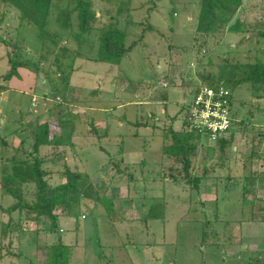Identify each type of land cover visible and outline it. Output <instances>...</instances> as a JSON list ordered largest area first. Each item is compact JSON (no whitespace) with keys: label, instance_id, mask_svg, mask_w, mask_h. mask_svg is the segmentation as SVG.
I'll return each mask as SVG.
<instances>
[{"label":"rangeland","instance_id":"374dc122","mask_svg":"<svg viewBox=\"0 0 264 264\" xmlns=\"http://www.w3.org/2000/svg\"><path fill=\"white\" fill-rule=\"evenodd\" d=\"M56 1L63 8L68 3L67 0ZM124 1L128 0H95L102 21L108 22L118 9L116 3ZM3 9L6 11L3 36L12 40L13 34L14 38L26 40L27 62L42 76L37 84L47 89L43 77L46 78L48 72L52 77L58 75L54 53H45L47 57L43 59L41 52L47 49L41 48L36 26L19 25V12L5 8L0 0V15ZM199 10L200 0H131V9L124 10L118 18L128 32L127 44L138 40L148 23L156 30H147L141 41L133 43L130 54L120 64L94 61L90 57L96 55L98 45L81 46L84 56L76 59L75 70L76 67L78 70L72 82L87 88L80 102L91 100L92 105L98 107L90 115L99 122H109L110 134L99 138L79 134L75 140L79 155H74L73 151L64 161H44L42 167L51 170L46 175L51 184L59 183L50 176L53 170L59 172L60 182L65 181L62 176L65 164L93 175L100 195L115 198L113 214L106 212L103 203L96 206L93 199L78 198L72 213L62 211V207L55 209L60 216L59 227L47 216L39 223H24L25 210L12 215L7 213L6 208L13 198L0 194V264H49L52 246L59 239L69 246V264H248L259 257L258 249L264 251V223L257 222L248 230L244 229L242 233L247 236L242 238L241 245H236L241 232L238 223L250 216V209L243 211L242 207L249 208L250 200L255 205L264 204L259 198L264 194V178H256L255 191L243 195L244 177L250 172L264 173V84L256 86L248 81L230 88L232 114L234 112L240 122L233 128L237 130L234 142L226 153L221 152L217 139L195 137L193 142L197 148L190 177L202 178L198 188L193 180H162L165 178L162 173L170 174L169 178L171 174L179 175L185 180L183 173L178 174L179 165L171 172L168 163L160 164L161 169L158 165L163 157L164 128L171 118L176 117V129L192 128L183 124L181 105L190 98L184 91L203 82L207 74L214 79L228 81L230 78L228 83L233 85V80L243 75L244 64L264 61V0H243L233 18V22L240 19L241 30L228 32L226 27L209 37V46L200 53L196 36ZM58 12L59 9H55L50 16V26L59 34L58 47L77 46L70 31H63L56 23ZM73 24L72 32L77 29L76 22ZM8 25L13 27H10L12 34L7 32ZM98 35L99 28H95L88 37L97 40ZM5 47L7 52L9 47ZM237 63H241L243 69L235 70ZM166 73L169 80L165 78ZM26 82L19 87L24 89L22 85ZM71 89L67 99L73 97L75 89ZM77 90L74 97L78 100ZM97 90L98 96L93 95ZM165 92L167 99L159 98ZM48 94L50 103L52 98L61 102L51 91ZM8 96L7 105L11 109L17 101L25 112L32 100V95L23 90H13ZM69 101H64L63 108L69 107ZM70 109L85 116L83 107L71 105ZM11 114L15 117L18 111L15 109ZM56 126L57 123L55 130ZM15 127L16 123L8 125L7 131ZM98 132L102 134L101 126ZM23 147L32 148L31 145ZM55 150L47 148L45 153L50 156ZM1 151L12 156L10 146L0 144ZM24 151L15 154L23 155ZM111 158L116 161H110ZM127 188L129 196L125 195ZM25 191L28 200L36 198L34 184L27 185ZM152 204H160L156 209L162 215L146 219ZM212 219L216 221H206ZM233 223L235 229L231 227ZM8 224H12L11 230L7 237L2 236ZM215 230L224 233L223 236L218 238ZM257 264H264V255H260Z\"/></svg>","mask_w":264,"mask_h":264},{"label":"trees","instance_id":"16d2710c","mask_svg":"<svg viewBox=\"0 0 264 264\" xmlns=\"http://www.w3.org/2000/svg\"><path fill=\"white\" fill-rule=\"evenodd\" d=\"M67 1L68 3L65 8H63L56 0H2L5 8H15V10L19 12V25L36 26L37 37L42 44L41 48L45 46L47 49L46 52H41V57L46 59L47 55L45 53H54L58 75L52 77L47 71L49 75H47L46 79L50 91L61 100V102H56V106H63L65 104L64 101L68 100L67 96L72 85L71 79L75 71L76 59L84 56L81 51V46L83 44L89 43L93 46L95 44L98 45L96 55L90 57L92 60L120 64L122 59L130 54L133 48V43L141 41L147 30H156V27H154L152 23H148V26L140 33L138 37L139 39L135 40L132 44H127L128 32L121 26V20L118 18H120V15L123 14L124 10L129 11L131 9V0L116 3L118 9L108 22L107 20L106 22H103V18H100L101 13H98L96 10L95 0ZM242 1L243 0H200V10L196 23V36L199 38L197 49H200L199 53L206 46H209V37L215 36L226 27H228V32H238L241 30L242 24L240 19H236L233 22V18L236 16ZM55 9H59L58 15L55 19L56 23L60 25V28L63 31H70V35L74 36L77 46L58 47L57 40L59 34L56 29L50 26V16L53 15ZM1 14L0 43L9 47L7 53L9 69L4 74V78L10 79L12 76H18L19 67H29L39 74L38 69L27 62L28 59L25 55L26 50L24 46L26 40L24 38L20 39L15 35V38L12 37L13 34L11 33V28L13 27L10 25L6 28H8L7 32L12 34L11 38L13 39L9 40V38L6 39V37L3 36V20L6 11L3 9ZM127 17L129 20L131 19L130 14H128ZM75 18L77 29L72 32L70 29L73 28ZM95 28H99L97 40L89 39L88 36ZM262 34H264V31ZM215 40L217 41L218 39ZM56 47H58V49L55 51ZM25 57L26 59H24ZM237 64L238 65L234 67L235 70H239V67L243 69L241 63ZM244 66H246V68L242 70L243 75L238 79L233 80V85L228 83L230 78L227 79L228 81L220 78L214 79L212 78V75L210 76L207 74L203 77V82L184 91V93L190 96V98L187 102H184L181 105V109L184 111L183 124L190 127V104L199 87L203 84L215 88L220 85H225L229 90V100L231 105L232 97L230 88L232 89L234 86H238L248 81L256 86L264 84V61H248ZM165 78L169 80L168 73L165 74ZM192 84L193 82H191V84L189 83V86ZM159 98L167 99L166 92L161 93ZM174 120L175 119L172 118V121L164 128L162 148L163 157L158 165L161 169L162 166L160 164L164 165L165 163H168L170 165V172L177 170L176 165H179L180 168L178 169V174L181 175L183 173L185 180L179 175L173 176L172 174V177L169 178L170 174L165 176L166 174L164 173H162V177L165 178H162V180L179 179L180 182H189L190 180H193L197 185L196 188H198V184L202 178L197 176L190 177L193 153L197 148L196 143L193 141L196 136H202L207 139H210V137L206 132H201L195 128H190L188 130L185 129L186 131L184 129H176L174 127ZM239 122L240 119L238 120L236 114L233 112L230 128L216 140L222 153H226L228 147L233 144L234 135L237 131H234L233 128L235 125L237 126ZM59 128L63 129L65 126L60 123ZM64 139L65 138L61 134L53 133L51 122L46 121L39 127L38 135L32 143V150H25L23 155H12L9 157L11 159L8 158V161L5 162L6 164H3L0 171L3 194L10 195L13 198V202L6 208L7 213L12 215L16 211L21 213V211L25 210L27 216L23 220L24 223H30L31 221L39 223L42 217L47 216L51 219V222L55 227H59L60 216L55 209L57 207H62V211L64 210L66 213H72L73 205L78 201V198H84L86 200L93 199L96 206L103 203L106 212L109 213V215L113 214L115 198L104 194L100 195L97 186L93 182L94 176L88 172L73 170L68 165H65V168L62 171V176H65L64 182L51 184L47 180L46 175L48 171L42 167V163L46 157L44 155L42 156L40 151L41 147L48 144H55L56 146L59 144H65ZM5 141L4 137L0 138V143L2 145L6 144ZM258 177L264 178V173L250 172L244 177L243 195H248L255 191V188H253L255 185L253 183L254 180H258L256 179ZM29 184H34V194L36 195L34 200H28L25 195V187ZM248 203L253 209L255 203L251 200L248 201ZM158 205L152 204L149 206L148 215L145 217L146 219H157L161 217L162 213L156 209ZM2 210H5V208ZM250 220H252V218ZM206 221L214 222L216 220L212 219ZM11 225L12 224H8V228L3 230L2 236H8V233L11 230ZM216 234L219 238L223 236L224 233L217 230ZM68 251L69 246L62 239H59L58 243L52 246V257L49 264H69ZM258 253L259 257L254 258V261L249 262L248 264H257V259H260V255H264V251Z\"/></svg>","mask_w":264,"mask_h":264},{"label":"crops","instance_id":"0c3cea01","mask_svg":"<svg viewBox=\"0 0 264 264\" xmlns=\"http://www.w3.org/2000/svg\"><path fill=\"white\" fill-rule=\"evenodd\" d=\"M7 53L8 51L6 52L5 45L4 44L0 45V131L9 130L8 125L12 126L14 123H16V127L11 132L7 131L5 134H0V138L2 137L5 138L6 140L5 145L11 147L12 155H15L16 152L22 149L26 150L28 148V147L27 148L23 147V145L32 146L34 139L38 135L39 127L46 121L51 122L52 130L54 129V124L55 125L56 123L58 124V126H56L57 129L56 130L54 129L55 131H53V133L61 134L65 138L64 139L65 144H59L58 146H56L55 144L43 145L40 151L42 153V156L44 155L46 157L44 161H61V160L64 161V157L68 158L69 153H73V151H75L74 155L75 154L79 155L77 153V150L79 148H77V143L75 141L79 134H80V137L82 134L84 136H93V137L97 136L98 138L103 135L108 136L110 134V123L109 122H106L104 120H102V122H99L97 121V118H95L93 115H90L92 111L98 107L92 105L93 102L91 100L86 101L87 103H83V104L80 102V100H82L81 99L82 93L86 91L87 89V88H84L83 84H81L80 86L78 84H74L71 79L72 89L71 88L70 89L71 90L75 89V90H73V97H71V99H68L70 100L68 102L69 107L63 108V106H60V105L56 106L55 99L52 98V102L51 103L49 102L50 96L48 94V91L50 92V89H49L47 79L43 77V84H46L48 87L47 89H43L41 86L37 84V81L40 80L42 76L36 73L35 71H33L31 68L19 67L18 76L16 77L12 76L10 79L4 78V74L9 69V62H8V58L6 57ZM77 70H78V67H76V70L74 71L73 75L76 73ZM73 75H72V78H73ZM15 79L19 80V82H15ZM24 81H27V82L26 84L22 85V87L24 88L22 89L19 87V85H21L20 83H24ZM77 89H79V95L76 96V97H79L78 100L74 97V93H77L78 91ZM13 90H23L24 92L32 95L30 106L26 108V112L23 110L22 104L17 101L16 103L13 102L15 106V108L13 109H11V107L7 105L9 104L8 101L10 99L8 96V92H11ZM94 92H93L94 93L93 95L98 96V90ZM71 105L81 107V108L83 107L86 111L85 116L83 114L74 113L70 109ZM15 109L18 111V114L15 117H13L11 113ZM172 118H174V116ZM172 118H171V121H172ZM50 119L52 120L54 119V120L50 121ZM60 123H62L65 126V128L60 129L59 128ZM136 123L138 124V122ZM35 124L37 125V127H34ZM78 125H81L82 128L79 129ZM99 126H101L102 134L98 132ZM19 136L21 137L24 136V137L20 138ZM78 144H80L79 141H78ZM47 148L57 149V150H55L56 152L54 154L51 153L50 156H47L45 153ZM27 150L30 151L32 150V148L27 149ZM9 157L11 156L4 155L2 151L0 152V171H1V167L3 166V163L8 161ZM110 161H116V160H113L111 158ZM47 171H48V174L51 173V170L47 169ZM52 173L53 174H50V176L59 180V183H61L60 181L62 180H61L59 172L53 170ZM104 177L106 176L104 175ZM253 188H256V187L254 186ZM128 192L129 190L127 188V191L125 194L126 196H128L129 194ZM0 194L4 195L1 182H0ZM259 196H260L259 198H261V202H263L264 194L259 195ZM12 202L13 201H11V203ZM245 209H250V216L244 219L242 222L238 223L239 229H241V232H240L238 244L236 245H239V243L241 245L242 238L244 236H247L243 234L244 232L242 233L244 229L248 230L250 226L256 224L257 222L261 224L264 223V215H263L264 214V204H257L253 207V209H252V206H249V208L242 207L243 211H245ZM254 211L256 212L254 213ZM250 217L252 218V220H250L251 219ZM258 218L260 220H258ZM236 224L235 223L232 224L231 226L232 229H235ZM257 251L261 252V249H258Z\"/></svg>","mask_w":264,"mask_h":264},{"label":"built area","instance_id":"2783aa9c","mask_svg":"<svg viewBox=\"0 0 264 264\" xmlns=\"http://www.w3.org/2000/svg\"><path fill=\"white\" fill-rule=\"evenodd\" d=\"M190 126L206 132L213 140L230 128L232 109L225 85L215 88L201 85L193 97L189 112Z\"/></svg>","mask_w":264,"mask_h":264}]
</instances>
